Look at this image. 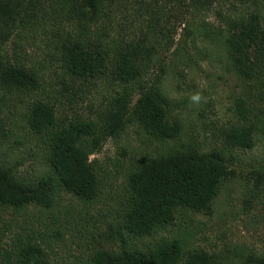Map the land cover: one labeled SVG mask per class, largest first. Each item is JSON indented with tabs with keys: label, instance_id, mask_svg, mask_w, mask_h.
<instances>
[{
	"label": "trees",
	"instance_id": "trees-1",
	"mask_svg": "<svg viewBox=\"0 0 264 264\" xmlns=\"http://www.w3.org/2000/svg\"><path fill=\"white\" fill-rule=\"evenodd\" d=\"M8 45L45 55L29 64ZM166 53L190 67L192 53L217 57L243 81L214 134L221 147L184 138L179 102L161 87ZM47 69L57 94L31 98L25 115L34 173L0 159V264H264V251H209L182 236L185 217L211 213L240 164L264 186V156H236L264 144V0H0V84L32 93ZM96 82L106 89L97 115H82ZM130 126L153 147L128 161L122 147L112 168L90 158ZM177 228L182 237L170 236Z\"/></svg>",
	"mask_w": 264,
	"mask_h": 264
},
{
	"label": "rangeland",
	"instance_id": "rangeland-1",
	"mask_svg": "<svg viewBox=\"0 0 264 264\" xmlns=\"http://www.w3.org/2000/svg\"><path fill=\"white\" fill-rule=\"evenodd\" d=\"M35 36L38 41H43L38 33ZM26 47H28L27 53H15L17 50L8 45L9 54H18L20 61L29 64L36 59L42 61L43 54L45 55L42 49L33 51L31 47L27 45ZM164 56L167 74L161 80V87L167 97L179 102L177 112L182 119L184 138L196 140L197 143H204L207 146L221 147L222 140L214 134L220 128V122L226 125L233 119L232 112L228 111V108L235 109L234 99L244 92L243 81L227 71L217 57L201 61L198 55L192 53L198 63L190 67L185 64L187 62L185 54L181 56L176 53V56L172 54L170 56V53H166ZM40 83L41 87L32 93L13 83L0 84V117L4 119V128L0 127V159L15 163V170L20 175H32L39 163L36 156H29L34 145L28 134L29 126L26 124L25 115L32 101L31 98L45 99L46 93L55 96L60 86L50 69L45 71L44 76L41 75ZM105 90L98 85V82L89 85L84 105L80 107L83 109L82 115L89 113L87 116L96 117L98 104L105 95ZM89 106L91 112L88 110ZM3 133L6 135L3 136ZM122 147L130 151L125 157L128 161L129 157L134 159L143 149H150L153 146L140 142L133 126H130L120 138H110L102 148L103 153L95 154L90 158L102 156L105 158V167L112 168L114 157H121ZM255 155L264 156L262 141L257 144L253 152L237 150L236 153L238 161L245 164L250 163ZM240 165L243 171L237 167L238 171L234 176L223 183L213 202L211 213L196 215L189 213L185 217L183 225L192 228L189 235H182L189 242L188 246L212 251L231 244L264 251V219L262 218L264 186L255 190V175L249 174V169L243 164ZM120 180L119 177L118 181ZM252 194L255 195L253 199ZM63 198L67 200L69 196L64 194ZM45 214L44 225L51 223L50 214L47 211ZM38 217L43 216L39 214ZM178 228L172 230L170 236L182 237Z\"/></svg>",
	"mask_w": 264,
	"mask_h": 264
}]
</instances>
